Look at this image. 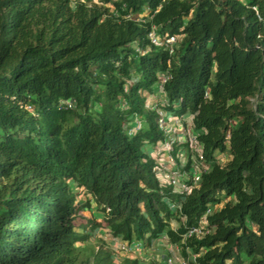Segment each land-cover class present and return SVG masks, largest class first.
I'll list each match as a JSON object with an SVG mask.
<instances>
[{
    "label": "trees",
    "instance_id": "1",
    "mask_svg": "<svg viewBox=\"0 0 264 264\" xmlns=\"http://www.w3.org/2000/svg\"><path fill=\"white\" fill-rule=\"evenodd\" d=\"M159 109L199 146L182 193L146 150ZM97 217L127 248L264 264V0H0V264H115Z\"/></svg>",
    "mask_w": 264,
    "mask_h": 264
},
{
    "label": "built area",
    "instance_id": "2",
    "mask_svg": "<svg viewBox=\"0 0 264 264\" xmlns=\"http://www.w3.org/2000/svg\"><path fill=\"white\" fill-rule=\"evenodd\" d=\"M147 36H148V38L152 44H154L155 46H164V47L168 48L169 52H172V50H173L172 46L178 40V37L176 35H168V36H164V37H158L155 33L154 27H151ZM160 86L161 85L159 84V88H160ZM60 103L65 104L67 107H73V103L70 100H61ZM152 107L155 108V106H152ZM157 113L159 116L158 117V125L164 131L165 136H166V138L160 144H158L155 147V149H156L155 153H156L157 158H160V157L163 158L162 155H164L163 160L158 162V175H159V178H160L162 183L170 185L173 187V189L175 191H177L178 193H182L183 191H187L192 184H195L198 181L199 170H198L196 164H194L193 168H191L190 171L185 170V169H181L178 166V164L176 162V158L172 153L174 150L173 149L174 145L178 144L179 142L181 143L183 135L187 134L188 137H187L186 141H189L190 145H192V144L194 145L193 148H195V149L193 151L198 150L199 146L195 142L194 135L192 133H188L185 131V129L188 130L189 127L188 128L183 127L182 117H179V116L171 117V118H173L175 124H179L182 127V130H180V136H174L168 132V123H167L168 121H167V119L169 116L160 109L157 110ZM138 125L139 124H137V126ZM179 129L180 128H178V130ZM190 147L192 150V146H190ZM179 154H180V152H179ZM193 159L194 160L196 159L195 163H197V162L200 163L202 168L206 167L203 160H202V156L200 154L196 155V158L193 157ZM206 212H209V210H207ZM200 232H201L200 227H193V228L188 230L187 236H190V235L196 234V233H200ZM120 248L123 250L129 249L124 244H121ZM166 264H173V259L168 258ZM179 264H188V263L186 260L181 259L179 261Z\"/></svg>",
    "mask_w": 264,
    "mask_h": 264
},
{
    "label": "rangeland",
    "instance_id": "3",
    "mask_svg": "<svg viewBox=\"0 0 264 264\" xmlns=\"http://www.w3.org/2000/svg\"><path fill=\"white\" fill-rule=\"evenodd\" d=\"M93 1H98V0H93ZM188 119L189 118H187L185 122H189ZM169 121L171 122V119H169ZM142 126H144V124H142ZM179 128H180L179 130H182L181 126ZM191 146L193 152L195 148H193L194 146L193 144ZM220 159H221L220 163H223L226 159H228V155L225 154L224 156V154H222L220 156ZM92 214H96V209L94 207L92 209V212L90 210H82L80 212L81 217L78 219V222L85 223V220L92 218ZM95 223L101 226L94 229L93 232L89 230L90 228L89 226H88V230L86 229L87 233H94L91 234V236L93 237L92 245L103 246V249L107 250L111 254V258L113 259L115 264H121L123 262V259L127 257L129 254L138 257V259L142 260L145 264H148L150 261L154 262L155 264H166L167 257L173 259V264H177V262H179L182 259L179 251L177 250V247L171 243H167L163 238H162L163 241L160 240L158 244L155 242L154 244H152V246L145 247L143 244L141 246L136 245L132 247L131 250L130 249L123 250L120 248L119 240L111 239L109 238V236L107 238V236L103 234L104 231L102 228L103 221L101 220V218L97 217L95 219ZM100 236L102 237V240L100 239Z\"/></svg>",
    "mask_w": 264,
    "mask_h": 264
},
{
    "label": "crops",
    "instance_id": "4",
    "mask_svg": "<svg viewBox=\"0 0 264 264\" xmlns=\"http://www.w3.org/2000/svg\"><path fill=\"white\" fill-rule=\"evenodd\" d=\"M157 97L153 94L152 96H149L148 97V100L149 101H153L154 99H156ZM169 117H168V119H167V123H168V132L171 134V135H174V136H180V130H178V128H179V126H177V125H179V124H175L174 123V120H173V118H171V116L170 115H168ZM172 119L171 120V122L169 121V119ZM188 127V126H187ZM187 130V129H186ZM188 131H189V129H188ZM188 133H190V132H188ZM183 135V134H182ZM187 137H188V135L187 134H185V135H183V138H182V142L180 143H178V144H176V145H174V150H173V155L175 156V158H176V162H177V164H178V166L181 168V169H183L182 168V166L184 165V163H185V161H186V159H187V154H188V152L187 151H189L188 150V146H186L184 143H185V141H186V139H187ZM181 138V137H180ZM157 145H147V147H146V150L148 151V153L149 154H151L152 156H153V158H156V161H158V162H160L161 160H163V158H164V155H162L163 156V158L162 157H160V158H157L156 157V153H155V151H156V149H155V147H156ZM191 146V145H190ZM189 146V148L191 149V147ZM179 152H180V154H179ZM222 155V154H221ZM221 155H219L218 156V159L219 160H221L220 159V156ZM224 156H225V154H224ZM178 157V158H177ZM180 158V159H179ZM180 162V163H179ZM205 166H207L206 164H205ZM176 263V262H175Z\"/></svg>",
    "mask_w": 264,
    "mask_h": 264
},
{
    "label": "clouds",
    "instance_id": "5",
    "mask_svg": "<svg viewBox=\"0 0 264 264\" xmlns=\"http://www.w3.org/2000/svg\"><path fill=\"white\" fill-rule=\"evenodd\" d=\"M129 248V247H128ZM130 250H131V248H129ZM169 257H167V259H168ZM177 264H179V262H177Z\"/></svg>",
    "mask_w": 264,
    "mask_h": 264
}]
</instances>
